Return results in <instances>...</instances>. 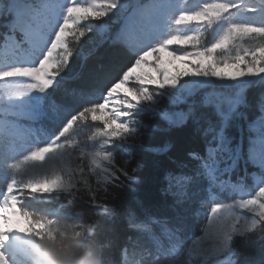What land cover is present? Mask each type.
Returning <instances> with one entry per match:
<instances>
[{"label": "snow or ice", "instance_id": "snow-or-ice-1", "mask_svg": "<svg viewBox=\"0 0 264 264\" xmlns=\"http://www.w3.org/2000/svg\"><path fill=\"white\" fill-rule=\"evenodd\" d=\"M188 5L189 0H0V17L8 19L10 33L0 43V161L8 172L6 190L0 192V264H28L34 240L54 238L60 228L88 240L94 232L91 223L70 220L59 211L31 210L26 198L84 192L88 203L102 208L101 190L110 193L109 186L134 180L128 170L131 157L118 167L116 149L137 139L138 111L152 107L159 95L170 100L191 95L213 85V78L235 83L223 99L209 94L216 98L219 123L204 130L210 137L205 155L190 153L199 170L194 175L170 173L164 190L173 197V208L185 214L193 198L206 193L197 213L203 216L202 235L183 237L186 215L181 211L176 227L148 217L134 226L147 234L154 251L136 259L133 250L129 261L125 249L124 264H237L235 239L264 232V103L248 124L246 150L243 138L234 143L227 133L232 122L247 119L239 107L256 81L246 78L259 77L264 84V0H197ZM106 17L119 23L114 33L107 24L91 23ZM88 33H99L100 44L140 54L106 92L104 66L98 65L94 86L74 88L68 99L58 100L49 89L58 87L73 56L70 39L78 42ZM149 86L164 92L154 94ZM152 110L172 126L187 119L182 113ZM89 122L94 130L81 141L78 132ZM241 160L259 170L252 174L258 188L254 194L246 192L242 180H231ZM237 195L230 203L222 199ZM152 225H160V234ZM260 249L264 251V243Z\"/></svg>", "mask_w": 264, "mask_h": 264}, {"label": "trees", "instance_id": "trees-1", "mask_svg": "<svg viewBox=\"0 0 264 264\" xmlns=\"http://www.w3.org/2000/svg\"><path fill=\"white\" fill-rule=\"evenodd\" d=\"M5 21V20H4ZM103 23V21H92ZM109 24L110 30L114 33L119 23ZM113 25V26H112ZM5 34H10L6 26L0 22V43L3 42ZM70 46L73 49V56L70 58L66 70L58 77V87L49 89V92L56 98L68 99V93L76 88H90L95 84L98 65L104 66V76L108 81L106 88L111 83L117 82L123 72L131 67L136 56L123 46H112L109 43L91 41L88 35L78 42L70 39ZM231 88H208L200 90L191 98H187L180 106H172L160 103L158 109L169 114L182 113L187 116L185 122L179 126H172L159 112L142 110L136 118L141 121L138 130V138L131 146H122L116 149L117 166H121L125 159L129 160L128 170L134 177L132 182H125L123 187H112L110 193L100 194L105 198L101 201L102 208L88 203V197L84 192L72 197L65 193L46 194V198H26V206L43 214H51L59 211L66 218L76 222H88L94 226V232L89 241L100 246L105 264H124V250L129 255L127 259L132 260L131 253L146 249H152L147 234L138 230L134 225L140 224L148 217L157 218L161 221L167 220L169 227H176L177 211L182 209L173 208V197L164 190L167 187L166 177L173 175H194L199 170V161L194 159L190 153L205 155L207 140L210 137L204 136V130L209 124L217 125L219 118L215 111V97L210 93L220 94V99L228 95ZM91 97L92 100L98 98ZM264 103V84L256 83L250 85L244 92V105L239 111L245 113L247 119H239L232 122L231 131L235 141L243 138L245 150L247 148V124L254 121L259 113L260 106ZM146 126V127H145ZM94 130L91 122L81 126L77 138L84 141ZM90 143V142H89ZM139 145V146H137ZM135 171H132V169ZM259 170L251 164H245L241 160L234 170L231 180L239 182L242 180L248 194H254L256 189L253 181V173ZM123 180L124 177L121 176ZM119 183V182H117ZM201 187L206 188V181L201 180ZM1 191L6 190L4 186ZM234 197H222L224 202H230ZM206 198V193L200 197H194L186 215V223L183 225V237L189 239L199 235L197 229L200 222L197 213L200 211V200ZM73 200L71 205L67 201ZM106 208L105 212L103 209ZM153 230L160 234V225H152ZM264 232L248 234L247 239L237 237L235 247L237 249L233 257L237 264H264V251L260 245L264 243Z\"/></svg>", "mask_w": 264, "mask_h": 264}, {"label": "clouds", "instance_id": "clouds-1", "mask_svg": "<svg viewBox=\"0 0 264 264\" xmlns=\"http://www.w3.org/2000/svg\"><path fill=\"white\" fill-rule=\"evenodd\" d=\"M28 257V264H105L100 246L67 228H60L54 238L34 240Z\"/></svg>", "mask_w": 264, "mask_h": 264}, {"label": "rangeland", "instance_id": "rangeland-1", "mask_svg": "<svg viewBox=\"0 0 264 264\" xmlns=\"http://www.w3.org/2000/svg\"><path fill=\"white\" fill-rule=\"evenodd\" d=\"M81 2H86V0H81ZM197 2V0H189V5L188 6H192V5H194L195 3ZM116 18L115 17H106V18H104L102 21H103V23H94V22H91L92 24H94V25H104V24H107L106 22H111V24H115V23H113V20H115ZM5 20V21H4ZM0 22H2L5 26L7 25V23H8V19L7 18H4V17H0ZM108 26H109V28L111 27L109 24H107ZM113 26V25H112ZM6 28L8 29V27L6 26ZM9 30V29H8ZM88 36H89V38L91 39V41H95V42H100V40H101V35L99 34V33H88L87 34ZM212 40H213V37L210 35L209 36V38H208V40H207V42L208 43H210V42H212ZM156 43V41H153V44H152V46H154V44ZM249 44H250V42H249ZM249 44H246L245 46H249ZM144 51H146L147 50V47H145L144 49H143ZM176 51L177 52H180V51H182L181 49H179V48H176ZM132 54H134L135 56H136V58H138V55L140 54V53H137V52H131ZM232 55H235V50L232 52ZM189 79L190 78H188V77H185L184 78V81H189ZM246 79H252V80H255V81H259V77H255V78H246ZM184 81H182V82H184ZM233 83H235V82H229V81H217V80H215V78H213V85H210V86H208V87H206V88H203V89H208V88H214V87H216V88H223V89H227V88H230L229 87V85L230 84H233ZM138 86V85H137ZM203 89H199V90H197L196 92H194L193 94H191V95H188V94H185V95H183V97L181 98V99H179V100H175V98H173V99H169V97H168V95H159V96H157L156 97V100H155V103H154V105L152 106V107H155V108H157L158 109V106L160 105V103H165V104H169V105H172V106H180L187 98H191L192 96H194L196 93H198L200 90H203ZM149 90L151 91V92H153L154 94L157 92V91H159V92H164V90H158V89H156L155 88V86H149ZM152 107H144L143 108V110H149V111H152L153 112V110H152ZM139 111H142V110H139ZM138 111V112H139ZM259 115H260V113H259ZM258 115V116H259ZM137 119V118H136ZM139 120V119H138ZM140 121V120H139ZM140 124H141V121H140ZM249 124V123H248ZM248 124H247V137L249 136V132H248ZM231 128H233V123L231 124V126L227 129V133H228V135L230 136V137H232V138H234V143L235 142H238V141H235V136H234V134L232 133V132H230L231 131ZM137 138H138V136H137ZM137 140V139H136ZM136 140L133 142V143H131V144H127V145H123V146H131V145H133L135 142H136ZM7 177H8V172H7V170L5 169V167H4V165H3V162L2 161H0V187L1 186H4L5 188H6V183H5V180L7 179ZM253 181H254V184H255V180L253 179ZM92 183L93 184H95V180L93 179L92 180ZM256 190H258V188H255ZM0 192H2L1 190H0ZM235 198H239L238 197V195L235 197ZM231 202V201H230ZM230 202H225V203H230ZM202 210L200 209V211L199 212H201ZM198 212V213H199ZM197 219H198V221L200 222V228L199 229H197V231H199V235H196V236H194V234L195 233H193V231H192V234H193V237L192 238H194V237H198V236H201L202 235V231H201V225H202V222H203V216L202 215H197ZM186 240H188V239H186ZM145 251H153V250H151V249H146L145 248V250H143V251H140V252H138V254H136V256H135V258L136 259H140V253H143V252H145ZM133 258V257H132Z\"/></svg>", "mask_w": 264, "mask_h": 264}]
</instances>
